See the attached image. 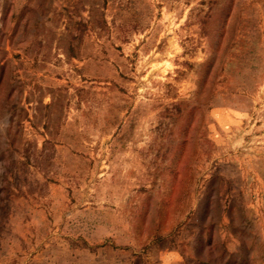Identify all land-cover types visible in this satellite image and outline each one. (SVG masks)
<instances>
[{"label": "rangeland", "instance_id": "1", "mask_svg": "<svg viewBox=\"0 0 264 264\" xmlns=\"http://www.w3.org/2000/svg\"><path fill=\"white\" fill-rule=\"evenodd\" d=\"M0 264H264V0H0Z\"/></svg>", "mask_w": 264, "mask_h": 264}]
</instances>
